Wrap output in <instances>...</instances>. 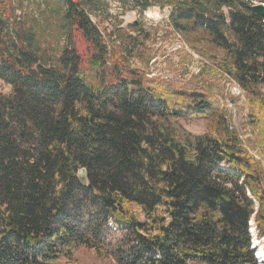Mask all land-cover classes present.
<instances>
[{
	"label": "trees",
	"instance_id": "trees-1",
	"mask_svg": "<svg viewBox=\"0 0 264 264\" xmlns=\"http://www.w3.org/2000/svg\"><path fill=\"white\" fill-rule=\"evenodd\" d=\"M118 1L168 8L174 30L225 52L264 155V0ZM25 2L0 0V264H71L82 247L114 264H259L264 169L216 100L130 65L133 36L109 46L92 19L107 0ZM201 117L202 135L179 122Z\"/></svg>",
	"mask_w": 264,
	"mask_h": 264
},
{
	"label": "rangeland",
	"instance_id": "rangeland-1",
	"mask_svg": "<svg viewBox=\"0 0 264 264\" xmlns=\"http://www.w3.org/2000/svg\"><path fill=\"white\" fill-rule=\"evenodd\" d=\"M33 1L31 0V4L25 2L23 6L18 5L22 7L19 9L30 11L34 7ZM107 2L110 3L107 16L101 19L99 15L93 13L92 19L103 32L108 45L122 47V43L133 36L136 40L133 42V55L128 57L130 65L143 70L150 78L174 84L187 83L193 88L204 91L212 100H216L229 124L239 131L243 144L264 169V155L256 146L257 137L247 123L250 112L248 95L219 68V62L224 58L225 52L207 39L180 34L174 30L167 19L168 8L161 10L159 7H153L141 14L136 10L122 9L118 0H107ZM44 5L43 8H46ZM56 14L47 13V17H51L50 21H53L50 22L52 28L45 29L42 38L50 44L51 51H59L66 45L65 38L57 29L60 18ZM42 31L43 29L40 30V34ZM77 46L83 48V41L78 40ZM0 91L8 96L11 94V86L0 80ZM179 122L191 133L202 135L210 131L213 120L210 117H201L182 119ZM251 232L252 240L256 245L255 254L261 250L264 254V237L257 233L254 220ZM71 264H114V262L108 257L98 256L94 250L82 247L74 254ZM259 264H264V260Z\"/></svg>",
	"mask_w": 264,
	"mask_h": 264
},
{
	"label": "water",
	"instance_id": "water-1",
	"mask_svg": "<svg viewBox=\"0 0 264 264\" xmlns=\"http://www.w3.org/2000/svg\"><path fill=\"white\" fill-rule=\"evenodd\" d=\"M253 9L256 13L264 16V3H255Z\"/></svg>",
	"mask_w": 264,
	"mask_h": 264
},
{
	"label": "bare ground",
	"instance_id": "bare-ground-1",
	"mask_svg": "<svg viewBox=\"0 0 264 264\" xmlns=\"http://www.w3.org/2000/svg\"><path fill=\"white\" fill-rule=\"evenodd\" d=\"M251 225H252V222H251ZM261 251H262V250H261ZM260 254H262V255H263V257H264V254H263V253H260ZM262 255H261V256H262ZM256 256H258V255H256ZM263 260H264V259H263Z\"/></svg>",
	"mask_w": 264,
	"mask_h": 264
}]
</instances>
